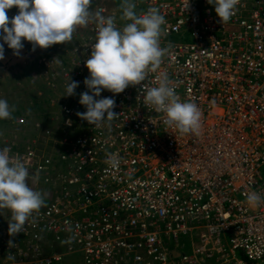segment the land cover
Here are the masks:
<instances>
[{
  "label": "built area",
  "instance_id": "1",
  "mask_svg": "<svg viewBox=\"0 0 264 264\" xmlns=\"http://www.w3.org/2000/svg\"><path fill=\"white\" fill-rule=\"evenodd\" d=\"M120 3L91 0L90 9L122 28ZM134 3L138 15L156 8L164 16L168 51L141 84L101 92L97 99L116 101L111 121L95 126L77 115L86 111L79 99L94 23L47 49L24 40L21 56L11 49L0 60L24 94V109L8 119L16 135L0 134V148L23 159L34 180L26 182L45 194L15 236L11 212H0V264H264V203L246 197L264 198V0H240L226 23L207 0ZM161 74L198 106L199 134L166 126L164 113L144 104V87L158 86ZM71 81L76 94L65 96ZM109 153L118 168L106 163Z\"/></svg>",
  "mask_w": 264,
  "mask_h": 264
},
{
  "label": "clouds",
  "instance_id": "2",
  "mask_svg": "<svg viewBox=\"0 0 264 264\" xmlns=\"http://www.w3.org/2000/svg\"><path fill=\"white\" fill-rule=\"evenodd\" d=\"M214 5L222 23L235 14L240 0H207ZM91 0H0V60L5 58L4 44L21 56L24 40L37 47L47 49L57 43L72 40L77 26H96L95 43L85 61L89 76L84 84L88 91L80 94L79 103L86 108L77 115L89 124L99 126L105 120L117 116L114 112L116 101L112 97H100L108 90L113 94L124 92L130 85L143 82L149 72L156 71L167 49L160 46L165 18L158 9L149 8L138 15L134 0H121L120 19L128 21L122 28L116 26L114 16H105L101 10L90 9ZM16 7L17 14L9 17L8 10ZM158 86L144 87V104L157 113H164V124L180 133L199 134L201 112L193 102L181 101L170 81L161 74L157 77ZM78 81L66 85V95H75ZM91 92V94H90ZM14 109L6 99L0 98V120L9 119ZM10 148H0V212L8 209V233L15 236L23 232L26 223L45 204V194L29 186L26 178L33 176L23 159L10 155ZM106 163L118 168L120 159L117 153H109ZM252 207L264 203V198L255 192L246 194ZM11 244V241L9 242ZM62 243H72L68 238Z\"/></svg>",
  "mask_w": 264,
  "mask_h": 264
},
{
  "label": "rangeland",
  "instance_id": "3",
  "mask_svg": "<svg viewBox=\"0 0 264 264\" xmlns=\"http://www.w3.org/2000/svg\"><path fill=\"white\" fill-rule=\"evenodd\" d=\"M4 46H5L4 47L5 52H7L6 50V47H8L7 44ZM23 96H24L23 93H17L13 91V89L11 88V80L8 74L0 70V98L6 99L9 105L14 109L12 111V115L19 114V112L24 109V105L20 103V102H23ZM7 124L9 125L8 119L0 120V134L9 135L8 132H5V129H4V125L7 126ZM1 125H3L2 128H1ZM1 129H4V130L1 131ZM17 137L21 139V141H24L26 139V137L23 136L21 132L18 133ZM65 264H79V263L76 262L75 260H69V261L67 260Z\"/></svg>",
  "mask_w": 264,
  "mask_h": 264
},
{
  "label": "crops",
  "instance_id": "4",
  "mask_svg": "<svg viewBox=\"0 0 264 264\" xmlns=\"http://www.w3.org/2000/svg\"><path fill=\"white\" fill-rule=\"evenodd\" d=\"M9 126L10 125H8V124H7V126L4 125L5 132H8L9 135H12V134L16 135V133H15L16 132L15 127H12V126L9 127ZM2 127H3V125H1V128ZM4 129H1V131H3ZM24 129L27 131L25 133H28V136H30V130L28 128H24Z\"/></svg>",
  "mask_w": 264,
  "mask_h": 264
},
{
  "label": "flooded vegetation",
  "instance_id": "5",
  "mask_svg": "<svg viewBox=\"0 0 264 264\" xmlns=\"http://www.w3.org/2000/svg\"><path fill=\"white\" fill-rule=\"evenodd\" d=\"M17 11H18V9H17L16 7H13L12 9L8 10V15H9V17L11 18V17H13L15 14H17ZM0 42L3 43L2 40H0ZM4 45H6V44H4ZM4 47H5V46H4ZM6 50H7V52H8V51H10L11 49L8 48V47H6Z\"/></svg>",
  "mask_w": 264,
  "mask_h": 264
},
{
  "label": "bare ground",
  "instance_id": "6",
  "mask_svg": "<svg viewBox=\"0 0 264 264\" xmlns=\"http://www.w3.org/2000/svg\"><path fill=\"white\" fill-rule=\"evenodd\" d=\"M15 60V58H11V61H14Z\"/></svg>",
  "mask_w": 264,
  "mask_h": 264
},
{
  "label": "water",
  "instance_id": "7",
  "mask_svg": "<svg viewBox=\"0 0 264 264\" xmlns=\"http://www.w3.org/2000/svg\"><path fill=\"white\" fill-rule=\"evenodd\" d=\"M174 254L177 256V253L176 252Z\"/></svg>",
  "mask_w": 264,
  "mask_h": 264
},
{
  "label": "trees",
  "instance_id": "8",
  "mask_svg": "<svg viewBox=\"0 0 264 264\" xmlns=\"http://www.w3.org/2000/svg\"><path fill=\"white\" fill-rule=\"evenodd\" d=\"M1 43V42H0Z\"/></svg>",
  "mask_w": 264,
  "mask_h": 264
}]
</instances>
